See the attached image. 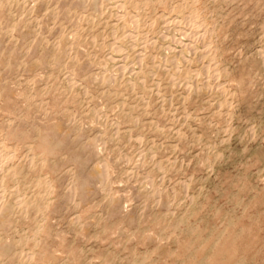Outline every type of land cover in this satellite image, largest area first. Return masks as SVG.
<instances>
[{
  "label": "rangeland",
  "instance_id": "obj_1",
  "mask_svg": "<svg viewBox=\"0 0 264 264\" xmlns=\"http://www.w3.org/2000/svg\"><path fill=\"white\" fill-rule=\"evenodd\" d=\"M0 264H264V0H0Z\"/></svg>",
  "mask_w": 264,
  "mask_h": 264
}]
</instances>
